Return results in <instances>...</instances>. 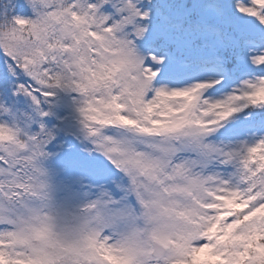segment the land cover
I'll return each mask as SVG.
<instances>
[{"label":"snow or ice","instance_id":"6c2138e0","mask_svg":"<svg viewBox=\"0 0 264 264\" xmlns=\"http://www.w3.org/2000/svg\"><path fill=\"white\" fill-rule=\"evenodd\" d=\"M0 264H264V0H0Z\"/></svg>","mask_w":264,"mask_h":264}]
</instances>
